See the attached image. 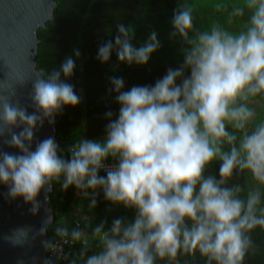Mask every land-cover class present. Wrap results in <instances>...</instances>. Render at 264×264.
<instances>
[{
    "label": "clouds",
    "instance_id": "1",
    "mask_svg": "<svg viewBox=\"0 0 264 264\" xmlns=\"http://www.w3.org/2000/svg\"><path fill=\"white\" fill-rule=\"evenodd\" d=\"M170 23L169 39L179 44L182 62L154 83L127 90L124 77H108L118 113L106 111L103 138L80 136L68 156L54 137L40 140L36 133L46 120L54 125L66 106L82 102L68 82L73 55L58 68L39 70L30 105L0 95V184L11 199L23 198L38 214L58 183L64 191L74 186L90 209L102 191L111 205L133 212L110 225L107 219L84 227L77 221L71 229L48 216L39 234L51 227L54 235L41 243L57 259L64 245L76 244L70 264H157L196 253L206 264H245L258 251L251 234L264 229V118L255 107L264 97V0H241L232 5L227 27L205 29L197 27L193 7L178 0ZM116 29L114 42L98 48L102 63L115 51L121 63L147 65L162 47L155 30L136 47L131 25L118 22ZM214 163L218 175L209 172ZM244 174L258 185L246 197L241 184H230ZM30 231L19 228L8 239L23 244L17 234L27 240Z\"/></svg>",
    "mask_w": 264,
    "mask_h": 264
},
{
    "label": "trees",
    "instance_id": "2",
    "mask_svg": "<svg viewBox=\"0 0 264 264\" xmlns=\"http://www.w3.org/2000/svg\"><path fill=\"white\" fill-rule=\"evenodd\" d=\"M55 18L47 23L46 28L39 30L38 67L44 71L58 68L68 55L76 59L74 76L68 81L73 84L75 91L82 97V102L76 106H66L63 114L56 117L58 137L64 141L61 148L62 155L68 156L67 149L80 136L89 138H103L107 119L105 112L111 109L118 113L119 105L115 102V93L109 94L110 83L108 77L122 76L125 78V90L133 85L152 84L165 74L168 67H176L182 62L179 44L169 39L172 30L170 23L173 9L178 0H56ZM190 4L194 9L195 23L201 29L209 28L214 23L227 25L228 13L232 5L241 0H179ZM216 5L222 7L217 8ZM239 20V18H237ZM124 23L135 29L133 44L139 47L155 30L162 47L157 50L147 65H127L121 63L113 51L111 60L102 63L97 60L98 48L102 43L112 39L117 33L116 24ZM235 25L236 27L241 26ZM79 49L81 56L77 59L73 50ZM115 66V68H114ZM255 105L258 115L264 118V97L257 98ZM113 163L112 160L108 164ZM217 163L210 168L211 174L218 175ZM105 175L103 171L100 173ZM242 185V196L246 197L249 190L254 188L249 183V177L244 174L230 181ZM264 193V187H262ZM264 203V195H262ZM89 199L83 197L72 186L67 191L61 189L60 184H53L51 192V206L55 210V222L67 226L69 229L79 221L81 227L85 224L95 225L107 219L108 224L114 217H131L133 212L111 205L100 192L98 204L94 209L88 207ZM89 231L91 228L88 229ZM49 238L54 235L51 227ZM252 238L258 246V251L249 254L245 264H264V229L257 227L252 232ZM80 245H72L68 262L59 260L55 264H70V260L78 253ZM82 264V261H78ZM157 264H206V259L196 253L181 254L177 261L157 260Z\"/></svg>",
    "mask_w": 264,
    "mask_h": 264
},
{
    "label": "water",
    "instance_id": "3",
    "mask_svg": "<svg viewBox=\"0 0 264 264\" xmlns=\"http://www.w3.org/2000/svg\"><path fill=\"white\" fill-rule=\"evenodd\" d=\"M56 0H0V95L10 96L12 102L31 104L32 83L39 77V30L55 18ZM31 113L33 108L28 107ZM16 131H19L17 129ZM52 136L61 146L64 141L58 137L57 123L36 133L37 139ZM35 145H33V148ZM5 151L18 152V149L3 146ZM53 191V188H52ZM51 191V192H52ZM6 185L0 184V264H43L49 258L41 241L49 238V232L41 236L39 229L48 216L55 222V210L51 206V192L43 202L38 214H32L30 204L23 198L11 199ZM45 193L39 199L44 201ZM30 228L28 239L19 234L23 244H13L9 237L15 230Z\"/></svg>",
    "mask_w": 264,
    "mask_h": 264
},
{
    "label": "built area",
    "instance_id": "4",
    "mask_svg": "<svg viewBox=\"0 0 264 264\" xmlns=\"http://www.w3.org/2000/svg\"><path fill=\"white\" fill-rule=\"evenodd\" d=\"M71 247L72 245H64L63 246V256L59 259H57V257L53 256L52 253L49 252V257L51 256L55 262L59 261V260H62L63 262H68V260L70 259V256H71ZM66 257V258H64Z\"/></svg>",
    "mask_w": 264,
    "mask_h": 264
},
{
    "label": "rangeland",
    "instance_id": "5",
    "mask_svg": "<svg viewBox=\"0 0 264 264\" xmlns=\"http://www.w3.org/2000/svg\"><path fill=\"white\" fill-rule=\"evenodd\" d=\"M249 183H250L253 187H257V186H258V185L256 184V182L253 181V180H251L250 178H249Z\"/></svg>",
    "mask_w": 264,
    "mask_h": 264
}]
</instances>
